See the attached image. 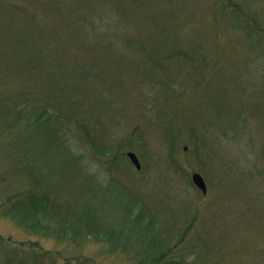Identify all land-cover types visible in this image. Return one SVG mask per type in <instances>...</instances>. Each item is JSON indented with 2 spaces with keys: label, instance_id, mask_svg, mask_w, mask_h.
Returning a JSON list of instances; mask_svg holds the SVG:
<instances>
[{
  "label": "rangeland",
  "instance_id": "374dc122",
  "mask_svg": "<svg viewBox=\"0 0 264 264\" xmlns=\"http://www.w3.org/2000/svg\"><path fill=\"white\" fill-rule=\"evenodd\" d=\"M225 1L247 4L264 32V0H0V88L12 97L28 84L33 102H61L78 170L97 175L94 188L106 192L129 186L154 238L183 264H264V42L221 14ZM108 13L119 21L112 31ZM155 14L166 22L163 41L148 18ZM106 146L113 161L100 152ZM128 151L141 169L122 157ZM69 188L61 191L72 197L78 189ZM118 230L111 241L56 240L0 219V264H138L120 252Z\"/></svg>",
  "mask_w": 264,
  "mask_h": 264
},
{
  "label": "trees",
  "instance_id": "16d2710c",
  "mask_svg": "<svg viewBox=\"0 0 264 264\" xmlns=\"http://www.w3.org/2000/svg\"><path fill=\"white\" fill-rule=\"evenodd\" d=\"M118 4L123 9L119 6V10L124 13L123 6L120 2ZM247 7V4L239 6L225 1L221 6V14L232 16L234 22H247L248 29L252 25L259 35L257 42L262 43L264 32L252 21ZM85 18L84 22L93 24ZM105 18L110 31L114 24L119 23L111 13L105 14ZM142 18L147 19L146 14L142 13ZM148 18L157 29L156 37L163 41L167 36L166 22L163 19L160 21L156 14ZM192 31L199 35L197 29ZM138 33L141 34L140 30ZM168 38L170 46H175L179 39L175 31ZM79 41L90 42L89 37ZM126 45L144 48L142 42L130 37ZM190 47L201 48V43L190 41ZM38 81L42 90L40 77ZM23 85L28 84L15 87L13 91L16 94L12 97L5 95L10 94V90L0 88V219H7L29 233L56 240L70 236L69 239L74 241L87 238L97 242L111 241L113 235L108 232L118 227L117 235L124 239L120 252L131 250L137 259H141L138 264H183V260L170 259L173 249L164 245L163 237L160 240L154 238L155 230L147 219L146 205L142 204L140 198H131L140 196L132 195L135 192L129 186L120 183L117 192L111 191V188L110 192H106L101 186L94 188L97 175H93L95 178L89 174L83 176L82 171L78 170L72 149L65 139V134H70V127L58 114L61 102L55 104L47 99L33 102L30 94L27 95L29 87ZM45 124L50 127L46 129ZM100 152L109 156L113 154L112 161L115 159L114 153H117L112 146H106ZM54 154L62 160L52 163ZM122 157H125L124 154ZM70 166L78 170L75 172L77 176L63 174ZM71 177L75 180L71 181ZM66 185L69 189L77 187L72 197L61 191V187ZM134 207L139 208L138 212L135 213ZM115 214H118L119 219L122 218L120 223L124 224H121L123 228L127 226L128 236L121 233Z\"/></svg>",
  "mask_w": 264,
  "mask_h": 264
},
{
  "label": "water",
  "instance_id": "95a60500",
  "mask_svg": "<svg viewBox=\"0 0 264 264\" xmlns=\"http://www.w3.org/2000/svg\"><path fill=\"white\" fill-rule=\"evenodd\" d=\"M127 157L131 160V162L133 163V165L137 169L141 168L139 160L134 153L128 152ZM192 182L203 194H206V192H207L206 183H205L203 177L199 173H194L192 175Z\"/></svg>",
  "mask_w": 264,
  "mask_h": 264
}]
</instances>
